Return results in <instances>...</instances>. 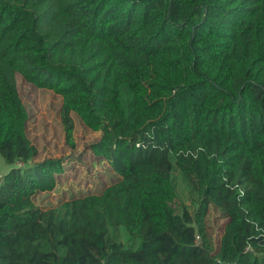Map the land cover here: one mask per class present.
Here are the masks:
<instances>
[{
  "label": "trees",
  "instance_id": "16d2710c",
  "mask_svg": "<svg viewBox=\"0 0 264 264\" xmlns=\"http://www.w3.org/2000/svg\"><path fill=\"white\" fill-rule=\"evenodd\" d=\"M17 76L115 181L33 202L65 168L34 161ZM0 154V264H264V0H0Z\"/></svg>",
  "mask_w": 264,
  "mask_h": 264
},
{
  "label": "rangeland",
  "instance_id": "374dc122",
  "mask_svg": "<svg viewBox=\"0 0 264 264\" xmlns=\"http://www.w3.org/2000/svg\"><path fill=\"white\" fill-rule=\"evenodd\" d=\"M18 90L28 112L27 136L35 148L34 161L45 158H62L64 171L55 178L52 190L37 192L33 197L36 205L49 206L63 198L81 194L86 190L99 191L105 184L115 181L116 172L110 171L102 162L94 159L88 149L99 132L85 127L76 114H72L74 147L66 143L65 129L61 121V97L49 89L36 88L17 76ZM8 165L0 154V175ZM188 188L177 177V195L171 200L176 212H181L184 204L192 209L197 206ZM222 219L215 212L211 213L212 232L217 236Z\"/></svg>",
  "mask_w": 264,
  "mask_h": 264
},
{
  "label": "built area",
  "instance_id": "2783aa9c",
  "mask_svg": "<svg viewBox=\"0 0 264 264\" xmlns=\"http://www.w3.org/2000/svg\"><path fill=\"white\" fill-rule=\"evenodd\" d=\"M0 181H1V179H0Z\"/></svg>",
  "mask_w": 264,
  "mask_h": 264
}]
</instances>
